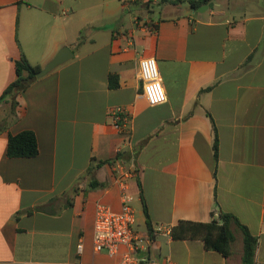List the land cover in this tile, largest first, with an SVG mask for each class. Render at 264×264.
<instances>
[{"label":"crops","instance_id":"obj_1","mask_svg":"<svg viewBox=\"0 0 264 264\" xmlns=\"http://www.w3.org/2000/svg\"><path fill=\"white\" fill-rule=\"evenodd\" d=\"M212 3L197 12L186 0H0V96L21 55L43 68L60 48L73 53L0 104H10L0 116V264H117L92 244L96 204L120 207L116 163L138 172L126 180L140 207L138 232L148 234L140 184L152 228L228 213L256 237L253 264H264V0ZM146 57L166 94L158 106L142 95L138 62ZM117 107L129 118L123 131L109 116ZM25 130L38 154L8 158V136ZM101 161L94 175L107 185L88 189L86 172ZM147 255L242 264V248L224 258L201 240L161 233Z\"/></svg>","mask_w":264,"mask_h":264},{"label":"built area","instance_id":"obj_2","mask_svg":"<svg viewBox=\"0 0 264 264\" xmlns=\"http://www.w3.org/2000/svg\"><path fill=\"white\" fill-rule=\"evenodd\" d=\"M138 76L141 83L142 95L149 106H158L166 101V94L161 83L158 65L154 58H141L138 62ZM113 126L123 131L126 129L129 118L123 108L117 107L109 111ZM120 183V207L113 210L105 203L98 202L94 212L93 250L96 253H105L110 257H118L117 264H173L170 259L161 260L147 255V246L151 243V236L144 235L135 229L136 216L132 206L133 196L129 192L127 179L137 175V169L131 166L124 168L120 163L114 164ZM215 218L218 214H215ZM161 233L170 235V229L157 226L152 235ZM80 241L76 246L77 254L82 252ZM21 264H57L49 262L27 261ZM65 264H84L80 260Z\"/></svg>","mask_w":264,"mask_h":264},{"label":"trees","instance_id":"obj_3","mask_svg":"<svg viewBox=\"0 0 264 264\" xmlns=\"http://www.w3.org/2000/svg\"><path fill=\"white\" fill-rule=\"evenodd\" d=\"M189 6L196 10L197 8L206 5L213 0H186ZM41 67L39 65L30 64L24 55L15 62L16 80L10 83L0 96V104L9 100L13 103L14 98L25 91L30 83L36 80V74ZM25 74V76H24ZM108 86L110 89H116L118 87V78L116 75H109ZM38 154V145L36 136L32 131H22L16 135H9L6 156L8 158H32ZM217 135L215 134L213 142V160L214 169L213 175H216L217 165ZM105 161L99 162L94 168H89L86 174L89 177L87 185L88 189H99L106 187V183L96 180L94 172ZM140 191V200L142 206V212L145 217V226L149 236L153 239V228L149 218L147 206L145 204L143 193L140 184H138ZM235 225L241 231L243 236L242 242V264H253L254 254L257 245V239L250 234L247 227L242 225L239 220L231 214L219 213L215 218L212 213L211 219L207 222L180 220L176 225L170 229V237L173 240H201L206 251H212L219 253L224 258L230 257L231 244L234 242V235L231 230V226Z\"/></svg>","mask_w":264,"mask_h":264},{"label":"rangeland","instance_id":"obj_4","mask_svg":"<svg viewBox=\"0 0 264 264\" xmlns=\"http://www.w3.org/2000/svg\"><path fill=\"white\" fill-rule=\"evenodd\" d=\"M175 1L177 2L178 0H175ZM185 7H187V5H184V8ZM131 9H132V11H131L132 15H140L141 16V14H143V15L145 14L143 12L138 14V11L136 10V8L134 6H131ZM156 9H158V8L156 7ZM157 12H158V10H157ZM151 17L154 18L156 16H151ZM9 103L11 104V101H9ZM9 103H6V105L3 104V107L0 108V116H3L5 113L9 112V109H10ZM132 206L135 210V215L137 218L136 223H135V228H137L139 230H143V225L141 224V221H140L142 218L141 213H140V207H139L136 199L133 200ZM233 234H234V242L231 244V250L234 253V255L232 257L234 259L236 257L238 258V256L241 253L242 233L240 231L236 230L235 232H233Z\"/></svg>","mask_w":264,"mask_h":264},{"label":"water","instance_id":"obj_5","mask_svg":"<svg viewBox=\"0 0 264 264\" xmlns=\"http://www.w3.org/2000/svg\"><path fill=\"white\" fill-rule=\"evenodd\" d=\"M212 7H213V3L210 2L206 5L197 8L196 10L197 12H204ZM72 57H73V53L67 46L60 48L58 52L54 55V57L43 68H41L39 72H37L36 78H41L45 76L47 73L55 69L57 66L70 60Z\"/></svg>","mask_w":264,"mask_h":264}]
</instances>
